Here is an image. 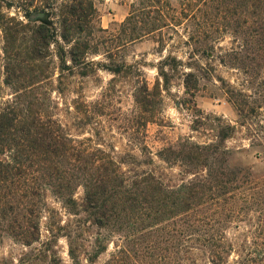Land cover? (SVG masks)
I'll return each mask as SVG.
<instances>
[{"label": "trees", "instance_id": "trees-1", "mask_svg": "<svg viewBox=\"0 0 264 264\" xmlns=\"http://www.w3.org/2000/svg\"><path fill=\"white\" fill-rule=\"evenodd\" d=\"M58 1L41 0L50 11ZM171 2L138 0L132 5L121 25L124 38L117 48L164 28L183 27L189 42L201 43L205 38L215 40L213 45L229 33L234 39H242L248 17L257 28L261 21L264 25V0H174L178 12ZM1 7L2 84L10 93L0 95V243L8 238L28 249L23 264H64L55 249L59 238H64L71 264L82 263V252L86 264H96L107 250L108 238L102 233L86 252L83 237L95 228L124 241L102 264H167L162 255L165 250L158 246L167 242L172 251L171 243L176 242L182 264L192 261L197 252L206 257L208 264H230L233 254L232 264H252L251 258L240 254L245 247L234 246L224 233L219 232L217 238L211 230L204 231L203 237L198 235L201 227H226L241 217L238 212L244 206L264 212V176L254 178L242 167L232 166L231 152L224 146L226 132H233V127L214 119L209 129L217 132L216 141L200 143L180 138L157 151V160L170 169L176 168L177 175L153 169L154 161L145 146L141 154L147 162L142 166L139 157L132 155V172H128L122 166L128 162L117 158L113 150L91 137L72 134L70 122L60 116V104L53 97L62 93L66 71L84 77L87 68L98 67L114 76L129 75L136 78L132 92L135 119L146 127L155 123L161 94L168 89L172 73L183 66L181 61L171 55L160 61L150 88L141 78L138 65L114 61L108 51L106 63L92 61L102 37L81 34V24L93 13L88 0L60 4L59 35L45 18L39 25L24 24L3 13ZM27 7H32L31 2ZM31 13L26 16L29 18ZM211 13L222 30L208 33L205 22L196 24V19H205ZM158 44L162 52L165 42L160 39ZM55 71L59 73L56 79L52 74ZM180 75L185 94L194 97L196 89L189 81L195 75L191 71ZM70 108L81 125H88L103 117L105 102L101 98L92 102L75 98L67 111ZM237 109L242 117L243 110ZM78 190L80 198L76 197ZM48 196L73 217L75 228L46 223L47 236L42 240V221L53 218ZM170 226L175 236L165 242L154 238L158 233L167 235ZM246 249L255 252L250 246ZM148 257L155 258L153 263L145 261Z\"/></svg>", "mask_w": 264, "mask_h": 264}, {"label": "rangeland", "instance_id": "rangeland-1", "mask_svg": "<svg viewBox=\"0 0 264 264\" xmlns=\"http://www.w3.org/2000/svg\"><path fill=\"white\" fill-rule=\"evenodd\" d=\"M70 0H59L54 10L42 6L41 0H0L1 10L8 16H14L24 24L39 25L42 19H46L47 25L60 34L61 17L58 9L60 4ZM92 5L93 13L89 14L86 21L81 24V34H95L100 38L101 44H97L98 53L91 56L92 61L106 63V53L112 55V60L125 62L131 66H137L142 70V76L151 88L157 77L156 67L166 56L171 55L181 61L182 67L172 73L171 83L166 91L161 94V103L157 108L155 123L146 127L135 119L132 92L136 85V78L128 76H114L107 71L96 67L87 68V76L78 74L69 75L68 71L63 74L65 86L62 93L53 94L60 104V116H63L72 127V134H83L91 137L93 141L104 145L108 150H113L115 156L129 165H122L124 171L132 172V158L139 157V163L147 162L142 156L141 148H147L146 153L154 161L155 167L165 174L177 175L176 168H169L157 160L155 154L169 143L178 139L191 138L196 142L216 141V131L209 129V124L215 119L220 120L221 125H230L233 132H226L224 146L231 152V164L234 167H242L245 172L254 178L264 176V25L255 26L250 17L244 27L245 33L242 39H234L233 36L225 34L217 42L215 40L203 39L200 42H189L183 27L164 28L160 32L150 34L128 43L123 48H117L119 42L124 38L121 25L129 16L132 5H137L138 0H88ZM32 7L28 9V3ZM172 8L178 12V4L172 0ZM163 3L159 4L162 6ZM160 8V7H159ZM41 13L42 19L29 20L26 13ZM31 13V14H32ZM220 20V19H218ZM205 22V31L213 33L222 30L215 23L213 13L205 19L199 17L198 22ZM195 27V26H194ZM263 28V29H261ZM99 30H107L104 34ZM126 34V33H125ZM160 39L165 42L162 52L159 50ZM186 42V44H185ZM3 46L2 33L0 29V95L6 97L10 91L2 84V55ZM213 47L211 49L210 47ZM232 50H234L232 52ZM194 54V56H190ZM168 70V69H167ZM191 71L195 77L189 81L191 87L196 89L194 97L185 94V89L180 74ZM53 78L59 76L57 71L53 72ZM81 98L85 102L103 99L105 109L103 117L93 120L92 123L83 125L82 121L75 119V114L66 107L72 99ZM243 110L240 117L237 108ZM195 122H202L195 123ZM205 124V125H204ZM225 125V126H226ZM142 162V163H141ZM138 163V164H139ZM81 190L77 191L76 197L80 198ZM47 203L50 211H53L51 220L43 219V239L47 236L46 223L60 224L75 228V221L61 208V205L48 196ZM264 212L254 206H244L239 210V218H234L226 227L213 225L201 227L198 235L203 237L206 230H211L216 237L224 233L234 246L245 249L240 253L247 259H252V264H264ZM220 232V233H219ZM108 238L107 250L96 260V264H102L110 258L116 250L115 246L123 245V239L116 234L107 235L104 231L91 228L84 237L86 252H89L94 239L100 235ZM175 230L169 227L168 234L158 233L154 236L165 242L168 237L175 236ZM223 235V236H224ZM103 237V236H101ZM217 238V237H216ZM254 245V246H253ZM159 248L162 255L167 259V264H182V258L177 253L176 242L169 249V242L165 245L160 243ZM251 247L248 251L246 248ZM172 247V248H173ZM64 264H71L67 253V244L64 238H59L55 248ZM243 249V248H242ZM29 252L20 244L5 238L0 243V264H23L24 255ZM81 264H86V256L81 253ZM233 254L229 262L235 260ZM169 258V260H168ZM155 258L148 257L147 262ZM188 264H208L206 257L197 252Z\"/></svg>", "mask_w": 264, "mask_h": 264}, {"label": "water", "instance_id": "water-1", "mask_svg": "<svg viewBox=\"0 0 264 264\" xmlns=\"http://www.w3.org/2000/svg\"><path fill=\"white\" fill-rule=\"evenodd\" d=\"M42 18H44V15L43 14H41V13H38V14H36V13H32V14H30V16H29V20H36V19H42Z\"/></svg>", "mask_w": 264, "mask_h": 264}]
</instances>
